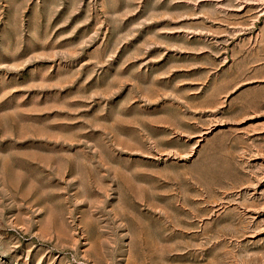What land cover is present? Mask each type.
Instances as JSON below:
<instances>
[{"label":"rangeland","instance_id":"1","mask_svg":"<svg viewBox=\"0 0 264 264\" xmlns=\"http://www.w3.org/2000/svg\"><path fill=\"white\" fill-rule=\"evenodd\" d=\"M0 264H264V0H0Z\"/></svg>","mask_w":264,"mask_h":264}]
</instances>
